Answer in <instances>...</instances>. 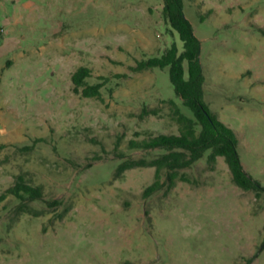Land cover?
Segmentation results:
<instances>
[{
	"label": "rangeland",
	"instance_id": "rangeland-1",
	"mask_svg": "<svg viewBox=\"0 0 264 264\" xmlns=\"http://www.w3.org/2000/svg\"><path fill=\"white\" fill-rule=\"evenodd\" d=\"M162 0H0V196L21 181L41 199L0 202V264H264V196L208 152L147 198L154 168L117 175L130 140L177 135L168 68L137 61L182 43ZM200 41L203 101L264 187V0H183ZM90 69L99 98L73 92ZM143 111L149 112L144 115Z\"/></svg>",
	"mask_w": 264,
	"mask_h": 264
},
{
	"label": "trees",
	"instance_id": "trees-1",
	"mask_svg": "<svg viewBox=\"0 0 264 264\" xmlns=\"http://www.w3.org/2000/svg\"><path fill=\"white\" fill-rule=\"evenodd\" d=\"M162 2L163 18L176 32L182 43V51L179 52L177 46L172 44L160 57L137 61L130 70L142 72L154 68L160 70L168 68L173 92L191 117L183 114L176 104L170 101L178 134L157 135L140 141L130 140L127 145L131 150L160 149L165 150L166 153L150 161H125L118 166L117 175L136 167L154 168V181L142 193L143 198H147L163 187L160 181L163 170H166L167 186L171 188L178 178L179 170L191 167L208 152L207 163L214 164L216 158H223L232 181L238 188L245 192H253L255 197L264 196V187L249 176L241 165L235 133L214 117L203 101L204 76L199 59L200 41L194 35L190 22L185 18L183 0H162ZM90 73V69L79 67L72 74L73 92L85 98H99L102 83L87 84L86 79ZM143 114L147 115L149 112L143 111ZM7 195L20 199L27 197L30 200H38L42 197L39 188H32L21 181L7 189L0 196V202Z\"/></svg>",
	"mask_w": 264,
	"mask_h": 264
}]
</instances>
